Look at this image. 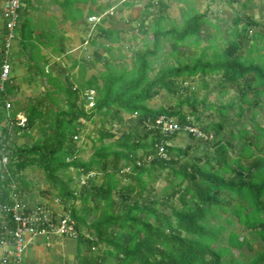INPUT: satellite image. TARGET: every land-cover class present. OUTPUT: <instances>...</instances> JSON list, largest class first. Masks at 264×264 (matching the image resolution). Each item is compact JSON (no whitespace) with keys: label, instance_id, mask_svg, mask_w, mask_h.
<instances>
[{"label":"trees","instance_id":"1","mask_svg":"<svg viewBox=\"0 0 264 264\" xmlns=\"http://www.w3.org/2000/svg\"><path fill=\"white\" fill-rule=\"evenodd\" d=\"M177 1L183 5L180 8V23L167 18L168 6L164 1L149 2V8L157 9V16L152 18V46L135 51L130 67L128 64L113 63V59L118 57L114 56V48L101 45L109 53V58L95 49L92 62L84 60L81 63V60L80 64L73 61L71 69L79 66L77 86H73L68 78L62 84L48 74L47 82L54 86V94L64 96L65 109H48L49 112L45 113L42 108L44 99L33 102L25 109V127L16 128L26 131L33 128L37 121L42 126L43 118L53 111V122L46 128L43 137L31 146H17L10 152L5 144L0 147L9 158L8 173L0 170V177L4 175V179H0V204L9 201L11 188L8 185L12 178L17 180V171L33 165L40 167L45 179L57 191L59 201L67 204L63 207L75 222L76 256H79L76 264H242L224 260L232 255V248L244 247L247 240L230 230L226 245L220 243V234L226 231V227L223 224L213 226L210 219L222 214L230 216L225 218L228 226L233 224L232 218L235 217L243 228L253 232L264 244V128L256 125L254 131H250L243 126L236 133L231 131L232 138L242 142L238 155L228 159L227 152L233 146L219 138L227 120L226 105H222L220 110H216L221 117L218 122L199 127L208 135L204 141L213 140L214 146V155L206 157L201 164L200 160L181 162V156L187 155L190 146L181 150L168 144L165 147L169 159H161L156 144L169 143L177 135H164L159 128L148 130L145 126V123L154 122L161 115L175 116L186 123L187 115L182 111L185 105L190 106L191 113L196 116L198 104L205 101L198 99L192 91L185 93L187 88L184 83L198 76L202 81L219 76V85L235 88L241 101L239 115L245 109L243 104L247 105L246 109L262 104L264 54L253 55L258 52L257 39L262 40L264 35L258 32L249 37L251 28L259 27V22L251 15L237 14L226 37L211 36L208 40L211 43L186 62L183 59L185 50L191 45L198 48L202 40L200 32L203 28L209 31L213 24L207 12H201L192 5L196 0ZM247 6L243 4L242 7ZM147 16L141 18L140 29L148 26ZM102 21L92 24L94 32L90 43L96 47L98 37L119 42V33L104 28ZM22 28L25 30L23 25ZM217 38L221 40L218 44L215 43ZM162 41L169 43L168 57H173L175 63L155 69L152 58L158 57ZM63 50L60 48L57 51ZM102 61L104 71L85 80L87 71L93 69L96 62ZM9 84L5 92H0V105L4 108V100L10 101L12 92L18 87ZM203 86L207 87V84ZM88 89L96 91V103L92 109L85 107L84 93ZM162 91L169 97L177 98L173 107L154 108L148 104ZM50 95L52 93L49 92L46 97L56 105V98ZM18 113L6 112V115L15 118ZM123 114H127L132 123L127 125ZM135 114L136 117H131ZM97 116L102 124L98 130L100 144L95 146L88 160H82L75 139L80 135L83 121L95 123ZM107 117L109 121L126 128L123 131L105 129ZM3 132L8 136L7 129ZM105 139H110V142L105 143ZM148 156L153 157L149 163L145 161ZM138 161L143 163L138 166ZM245 161L248 164H244ZM70 168L80 176L101 172L104 180L97 185L88 178L79 189L72 188L62 177ZM125 168L127 172L122 171ZM164 171H167L169 185L162 189L160 197L143 196L148 181L154 178V174L158 176ZM120 174L130 182L121 186ZM135 194L138 198L133 196ZM176 196L180 207L173 203ZM142 198L144 202H140ZM78 199L82 201V211L76 207ZM90 201L93 206L88 204ZM100 207L103 208L101 214L88 222L89 216ZM218 211L221 213L218 214ZM83 227L89 229L88 237L82 234ZM100 245H105L102 256L92 252ZM84 247L89 248L90 254L82 255ZM244 264H264V250Z\"/></svg>","mask_w":264,"mask_h":264},{"label":"rangeland","instance_id":"2","mask_svg":"<svg viewBox=\"0 0 264 264\" xmlns=\"http://www.w3.org/2000/svg\"><path fill=\"white\" fill-rule=\"evenodd\" d=\"M231 1H233L234 3L229 4L227 0H196L195 3H192V5H194L201 12H207V16L211 20L213 26L209 27V31H205L203 28V30L200 32L199 37H201L202 40L200 41L198 48H195L191 45L188 49L185 50V55L183 59L186 62H190L194 55L199 54L200 49L208 46L211 43L208 41L211 36L215 35L219 37L223 35L226 37L227 30L229 29V27H232L231 21L234 16H237V14L251 15L256 21L259 22V27L251 28V31L249 32L250 38H252V36L258 32L264 35V0ZM168 2L170 3L171 8L168 10V13L166 15L167 18L170 21L180 23V8L183 7L182 3L176 0H170ZM245 2L248 3V6L246 8H243L242 6L243 4H245ZM30 3V0H22V9L20 12L19 22L22 19V14H24L25 9L28 5H30ZM63 10L66 14H77V11L72 8L68 9L64 7ZM152 11H156L157 14L156 8H154ZM152 18L153 17L150 16L147 18L146 25L148 26H145L144 29H140V31L137 33L136 40L126 42V44H124V48L117 47L119 43L115 44V47H113V53L114 56L118 57L113 59V63L119 65L128 64V66L130 67L132 64V56L135 51L144 50L146 47L151 48L153 41ZM162 23L165 24L166 20ZM89 26L90 27L87 28V31L93 33L94 27L92 25ZM136 26L138 25L136 24ZM41 27L44 30V26L42 25ZM217 27H219V31L217 30ZM79 31H81V36L80 33L77 32L78 37L76 35H73L71 37V41L67 44L68 49H70V51L72 52H70L71 60L65 59L62 63L63 65L61 66L62 71L65 70L62 72V75L60 76L61 79L59 80L62 84L66 83V78L70 79L73 86H77L78 84L79 69H77L76 67L71 69V64L74 59H77L79 63L81 62V60V63H83L84 60H90L89 62L93 61V51L95 50V46H92L90 42L88 43L87 39L86 41L84 40L85 42L82 40V34L84 35V38H87L85 37L86 32H84L86 31V29H84L83 31V29L81 28V30ZM15 32L17 35L19 34V25L17 26ZM3 33L4 30L0 14V48L2 46L1 44L3 40ZM37 37V34L32 33L30 37L32 40L25 42V49L20 43H16V41H14L13 44L11 58V75L15 77V80L12 79L11 84H13L14 86H19V88L17 90H14V92H12L11 94V98L9 101L11 103V108L6 109V107L4 108L0 105V147L2 146V144H5L9 152L11 150H14L17 146H31L35 144L38 140H40L43 137L44 131L47 130L46 128H48V126L53 122L54 113L52 111L47 115V117L43 118V120L41 121L43 122L42 126L40 122L37 121L33 128L23 131L16 128L21 127L16 124V119L8 117L6 115V112L12 113L13 111H18V114H24L26 107H28L33 102L42 99H44L45 101L43 104L44 106L42 107L45 113L49 112L48 109H53L54 111H58L60 108L65 109L64 96L62 94H54V86L47 82V76L48 74H51L50 68L52 64L48 66L47 70L43 69V64L39 63L41 62L43 56L39 55L35 58L33 57V55L27 54V51L34 50V47L32 46L31 42L37 40ZM127 37H129V35ZM218 42L220 43L221 40H218L217 38L215 40V43L218 44ZM161 45L162 47L160 48V51L157 54L158 57L152 58L153 67L155 69H159L163 65H172L175 63L173 57H168V54L170 52V48L168 46L169 43L167 41H162ZM121 46H123V44ZM256 50H258V52H254L253 56H256L257 54H264V38L262 40L257 39ZM14 53L17 56L13 57ZM105 53L106 50L102 52V54ZM106 57H110L109 53H106ZM29 64H36L34 67L39 68L37 69L38 72L36 70V74H34L35 72L29 69ZM94 65L95 67L93 69H89L84 75L85 80H87L91 75L99 74L105 69L104 61L96 62ZM43 73L46 74L41 75ZM203 84H207V87H204ZM184 86L187 88V91L185 93L190 94V91H192L198 99H200L201 101H205L204 103L198 104L195 113L196 116L191 113L190 106L185 105L182 107V111L185 115H187L189 121L192 122L198 128L200 126H206L207 124L215 121L218 122L221 117L216 112V110H220L222 105H226L225 113L227 115V120L219 138L221 139V141H229L233 146L227 152L228 159L235 158L238 155L239 146L242 142L240 139H233L231 131L236 133L237 130L243 126H245V128L250 131H254L256 125H260L262 128H264V96H262V98L260 99L262 104L259 106L257 105L253 106L251 109H246L247 105L243 104L245 109L242 111L241 115H239L238 112H240L239 106L241 104V101L239 99L240 97L238 91L232 87L224 88L219 85V76L207 77L206 79H204V81H202V79L198 76L192 80L186 81L184 83ZM49 92L52 93V95L50 96L56 98V105L53 104L49 97H46ZM249 97H251V94H249ZM176 100L177 98L175 96L169 97L164 91H162L153 100L149 101L148 104L154 108L158 106L173 107ZM122 117L124 120H127L125 121L128 122L126 123L127 125L132 123V120L128 117L127 114H123ZM107 119L108 121L106 120V123L104 124L105 129L111 131H119V129H122L123 131V129L126 128L121 127V125H119L115 121H109L108 117ZM101 125L102 124L100 122L99 116L96 117L95 123L83 121L80 129L81 131L79 133L80 135L79 137H77V139H75L76 144L77 146H79L80 149L79 157L82 160H88L91 154L94 152L95 146H98L100 144V142L98 141V130L100 129ZM4 129H7L8 136H6L3 132ZM251 140L254 141L253 138H251ZM212 141L213 140L205 142L204 139L189 137L186 134H179L177 137H175L169 142V145L181 150H184L186 146H190L191 148L187 150V155H184L183 157L181 156V162H195L196 160H200V163L202 164L206 160V157L210 158L211 155H214V146L212 145ZM104 142L109 143L110 139H105ZM1 151L2 149L0 148V152ZM3 152L5 153L6 151L3 149ZM244 164H248V161H245ZM14 170L17 169L14 168ZM5 173L7 174L8 171H5ZM17 173V180L13 178L12 180H15L17 182L16 183L14 181V183L17 184V187L25 200L29 201L30 203L37 201L42 202V204L48 205L51 209H60L63 208L64 205H67L59 201L60 198L57 195V191L54 190L52 186L48 183V181L45 179V173L40 167L36 165L28 166L23 169V171H17ZM122 175L123 174H120L118 176L120 180L119 184L121 186H124L130 181L122 177ZM166 176L167 171L162 172L158 176H155L154 174V178L148 181V186L145 192L143 193V196L149 195L151 197L155 196V198L160 197L162 189L169 185V179ZM62 177L65 181L69 182V185L72 188H80L81 177L76 170L70 168L69 170L64 172V174H62ZM89 178L90 180L95 181L97 185H99L104 180V175L101 172H93V175ZM170 178H172V176ZM0 179H4L3 174L1 175ZM145 179H147L146 176ZM10 184L11 183H9L8 185L9 187ZM133 196L135 198H138L137 194ZM144 200L145 199L142 198L140 202H144ZM228 200L231 203L234 202L233 199ZM173 203L176 207L181 206V204L177 200V196L174 197ZM88 204L93 206L92 201H90ZM76 207L78 210L82 211L83 204L81 200H77ZM102 210V207H100L98 210H95L92 215L89 216L88 222H91L94 218H97L101 214ZM166 212L169 213V210L166 209ZM217 213L220 214L221 211H218ZM228 217H230L228 214H222L221 216L219 215L215 218H211L210 224L213 226L223 224L226 227V231L221 233L219 237L220 243L222 245H226V237L230 230L237 232L240 238H246L247 242L245 243L244 247L232 248V255H228L224 258V260L237 261L244 264L248 262L252 257L257 255L258 252L264 250V244L256 235L253 234V232L243 228L242 225L238 223L235 217L232 218L233 224L228 226L225 222V218ZM81 232L84 236H87L86 234H88L89 229L83 227L81 229ZM37 242L40 241H35L33 245L29 247V250L39 255L37 259L38 261L34 262V264H76V262H78L79 256H75L74 248L72 246L68 247V245L62 243L58 247V242L56 240L51 241L50 246L46 245V241H41L38 244ZM104 248L105 245H100L99 247L93 248L92 252L94 254L102 256L104 254ZM81 252L82 255H85L89 252V248L84 247L82 248Z\"/></svg>","mask_w":264,"mask_h":264},{"label":"built area","instance_id":"3","mask_svg":"<svg viewBox=\"0 0 264 264\" xmlns=\"http://www.w3.org/2000/svg\"><path fill=\"white\" fill-rule=\"evenodd\" d=\"M21 5L22 0H2L1 18L4 33L0 48V92H5L7 84L11 83L12 49L14 41H16L15 31L19 25ZM99 20L100 18L94 16L88 18V21L93 25H96ZM95 99L96 91L94 89L85 91L86 109L94 108ZM4 102L6 109L11 108L9 99H5ZM131 117H136V114ZM15 119L18 126L25 127L27 122L25 114H17ZM145 126L148 130L159 128L164 135L186 134L201 139L208 137L200 128L190 122L188 117L187 122L182 123L175 116L161 115L154 122L145 123ZM168 144L166 142L156 144L157 154L161 159H169L165 147ZM152 158V156H148L145 161L149 163ZM142 163V161H138L137 165L140 166ZM8 164L9 158L2 150L0 152V170L7 171ZM122 171L127 172L128 169L125 168ZM92 175L93 173L80 176V185L85 184L86 179ZM10 183L9 201L0 204V227L2 228L0 230V249H2L0 264H28L27 251L35 241H46V245L50 246V242L56 237L76 238L75 222L70 217L69 211H66L64 207L51 209L46 204L30 203L22 197L14 180H11Z\"/></svg>","mask_w":264,"mask_h":264},{"label":"crops","instance_id":"4","mask_svg":"<svg viewBox=\"0 0 264 264\" xmlns=\"http://www.w3.org/2000/svg\"><path fill=\"white\" fill-rule=\"evenodd\" d=\"M150 1L151 0H30V5L27 6L24 14H22L20 23L21 28L19 34H16V43H20L25 49V42L32 40L30 38L32 33L37 34V40L31 42L34 50L27 51V54L33 55V57L35 58L39 55L43 56L41 62H39L40 64H43V69L47 70L48 66L52 64L50 68L51 74L52 76L60 80V76L62 74L61 66L63 65V61L65 59L71 60L70 52L72 51L68 49L67 45L68 42L71 41V37L73 35H76L78 37L77 32L80 33L81 31L79 30H81L82 28L83 31L84 29H86V31L84 32H86L85 37H87L84 38V35L82 34V40L86 41L87 39L88 43L91 41V37L93 34L92 32L87 31V28H89V25H92L93 23L89 21L87 22L89 17L94 16L100 18L99 22L96 23V25L101 23V20L103 19L102 26L104 28H110L111 30L117 31V33H119V42H117L119 44L117 45V47L124 48V44H126V42L136 40L137 33L140 31L139 23L141 18L146 15H148L147 18L149 16L153 17L154 15H157L156 11H152L154 7L149 8L148 4ZM155 1L156 0H154V2ZM162 1H164L168 6L166 10L167 15L168 10L171 8L170 3L168 2L170 0ZM245 4L248 3L245 2ZM1 7L2 0H0V14ZM64 7L68 9L72 8L76 11L78 10L79 13L66 14L63 10ZM136 24L138 26H136ZM22 25L24 26L25 30H23ZM42 25L44 26V30L41 27ZM128 35L129 37H127ZM96 43L97 45L95 49H97L100 54L105 51L103 49L104 47H100L101 45H105V47H115L116 44L114 42L107 41L102 37H98ZM120 44H123V46H121ZM60 48H64V50L62 52H58L57 50H59ZM102 55L106 56V53ZM14 56L17 55L14 53L13 57ZM73 61L78 62L77 59H74ZM35 65L36 64H29V69L35 72L34 74H36V70L39 69L38 67H34ZM76 68L79 69L78 65L76 66ZM12 79L15 80V77ZM18 88L19 86L17 87V89ZM55 240L58 242V247L62 243H65V245H68V247L72 246L74 248L75 256L77 255L76 239L63 236L56 237L53 239V241ZM40 242H37V244ZM29 249L27 251V261L28 264H34V262L38 261L37 259L39 255ZM0 251L1 258L2 249H0Z\"/></svg>","mask_w":264,"mask_h":264}]
</instances>
